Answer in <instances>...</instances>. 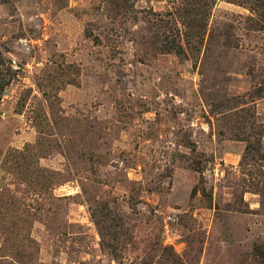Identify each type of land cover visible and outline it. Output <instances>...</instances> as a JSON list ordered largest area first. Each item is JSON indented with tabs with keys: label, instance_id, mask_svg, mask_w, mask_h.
<instances>
[{
	"label": "rangeland",
	"instance_id": "obj_1",
	"mask_svg": "<svg viewBox=\"0 0 264 264\" xmlns=\"http://www.w3.org/2000/svg\"><path fill=\"white\" fill-rule=\"evenodd\" d=\"M0 264H264V0H0Z\"/></svg>",
	"mask_w": 264,
	"mask_h": 264
}]
</instances>
